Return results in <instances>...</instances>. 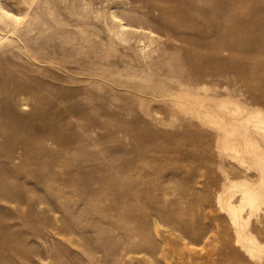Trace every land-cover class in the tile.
Returning <instances> with one entry per match:
<instances>
[{"label": "rangeland", "instance_id": "rangeland-1", "mask_svg": "<svg viewBox=\"0 0 264 264\" xmlns=\"http://www.w3.org/2000/svg\"><path fill=\"white\" fill-rule=\"evenodd\" d=\"M89 1L0 0L5 10L23 18L21 24L13 27L0 18V27L7 32L4 43L0 41L3 45L0 57L5 58H0V75L7 72L31 76L36 81L57 87L80 88V93L85 90L89 92L85 98L95 96L92 86L97 84L89 80L88 73H82L76 67L92 62L105 66L108 61L116 60V54L112 51L114 41L108 33V21L98 14L99 8L89 7ZM152 39L158 43L154 45L149 40H142L137 49L150 54L156 63L166 61L161 55L168 51L171 41L157 36ZM147 43L153 46L149 44L148 47ZM144 44L146 46L142 47ZM175 44L181 47L179 43ZM23 46L39 56L37 61H31L24 54L25 50H20ZM236 56L246 57L243 54ZM69 65L74 69L70 70ZM102 71L107 74V83L113 85L104 82L99 85L102 96L114 98L104 111L111 115H119L128 103L135 104V114L142 115L139 102H134L133 96L124 91L125 83L137 85L139 78L156 79L158 73H162L159 69L147 70L145 74L124 69ZM69 74L73 75L72 79ZM74 78L78 82H74ZM29 84L45 98L53 99L54 89L43 90L35 82ZM4 94L0 87V99ZM75 97L83 98L79 94ZM54 103L56 107L51 108L33 97L23 113L31 117L39 109L46 113L58 110L61 119L56 124L47 122L49 126H46L38 116L32 120L46 128H59L65 124L63 119L71 120L70 126L63 130L65 137L74 140L77 134L86 145L100 139L99 152H94V156L93 148L87 146L81 151L59 156L70 163L75 157L85 159L88 172L97 161L98 180H93L89 186L77 183L70 187L62 180L54 182L48 176L43 189L50 193L60 191L63 196L55 199L58 213H51L46 219L28 217V207L18 208L0 202V206L9 211H2L1 216H6L7 223L24 234L32 251H29L28 260L12 253L5 254L3 264H254L242 248L235 245L236 228L228 211L218 204V197L226 194L239 212L242 223L247 225L246 229L264 246V238L260 236L264 232V172L258 164L241 165L237 160L242 150H236L230 157L224 155L217 148V137L212 128L201 125L200 128L193 120L172 118L169 110L176 106L150 102V107L161 110L162 116L157 121L147 117L142 121L157 129L158 134L150 137L142 123H136L131 130L141 138L135 140L134 136L116 132L121 120L114 118L105 119L106 130L97 129V135L89 136L85 131L86 121H75L68 106L61 101ZM258 109L264 110V107L258 106ZM7 133L13 141L19 138L12 130ZM24 136L31 143L38 140L36 135H21ZM256 139L261 141L263 137L258 135ZM29 156L37 159L39 153L34 150ZM139 161L149 165V173L143 179L138 176L140 173L130 169L131 163L134 165ZM51 169L52 165L41 161L30 163L24 172L34 175ZM56 171L61 179L67 174V169L62 166ZM26 183L33 184L34 179L29 177ZM243 186L252 188L250 192H253L256 205L252 204V199L245 198ZM143 191H149V198L137 194ZM254 206L255 211H252ZM36 210L47 212V206L39 205Z\"/></svg>", "mask_w": 264, "mask_h": 264}, {"label": "bare ground", "instance_id": "bare-ground-1", "mask_svg": "<svg viewBox=\"0 0 264 264\" xmlns=\"http://www.w3.org/2000/svg\"><path fill=\"white\" fill-rule=\"evenodd\" d=\"M88 5L91 8H99L98 14L108 21V33L114 41L112 51L116 54V60L109 59L105 66L92 62L76 67L82 73H88L89 80L97 84L92 86L95 96L92 94L91 97L85 98L84 95L89 93L85 90L80 93V88L57 87L48 82L36 81L31 76L7 72L0 75V87L5 93L0 99V202L13 204L18 208L28 207V217L46 219L47 215L58 213L55 199L63 196L60 191L50 193L43 189L48 176L54 182L62 180L63 184L70 187L76 186L77 183L89 186L93 180H98L97 161L88 172L85 159L75 157L70 163L59 156L81 151L86 149V146L93 148L94 156V152H99L100 139L86 145L77 134L75 136L78 137L74 140L65 137L63 130L70 126L71 120L63 119L65 124L59 128L38 125L32 117L38 116L39 120L49 126L47 122L56 124L61 116L56 112L58 110L46 113L39 109L31 117L23 113L33 97H37L40 103L51 108L56 107L55 101L64 103L73 113L75 121L87 122L85 131L89 136L97 135V129L106 130L105 119L114 118L113 120H121L116 132L131 138L134 136L135 140L141 138V135L134 134L131 130L136 123H142L148 131V136L155 137L158 134L157 129H152L142 121L143 117L157 121L159 116H162L161 110L150 107V102L176 106V109L169 110L172 118L193 120L198 122V127L201 125L212 128L217 137V148L221 153L230 157L236 150H242L237 161L243 166L248 162L258 164L264 172V110L258 109V106L264 107V0H91ZM0 18L3 23L12 27L23 22L21 16L5 10L1 3ZM6 33V30L0 27V41H5ZM238 35L241 36L238 38ZM154 36L171 41L168 51H163L161 55L166 57V61L156 63L150 54L137 49L142 40H149L152 44L158 43L152 39ZM175 43H179L181 47H177ZM145 44L142 47L146 46ZM26 48L23 46L20 50L24 49V54L31 61H37L39 56ZM176 53H180V56L177 57ZM236 54L246 57L238 58ZM68 67L70 70L74 69L73 65ZM102 68L106 71L135 70L143 74L154 69L162 72L158 73L156 79L139 78L137 85L125 83L124 91L133 96L134 102H139L140 109L143 110L142 115L135 114V104L129 103L119 115L104 113L114 98L109 99V95L108 98L102 96L100 82L107 83V74H104ZM68 77L72 79L73 75L69 74ZM75 79L77 78L73 81L78 82ZM84 81L87 80H82ZM32 82L43 90L54 89L53 99L45 98L36 92L29 84ZM78 94L83 98L77 99L75 96ZM96 101L100 104L97 105ZM129 116L130 121H126ZM8 130L14 131L19 138L13 141L7 133ZM31 134L38 137L36 143H31L25 136L21 137ZM258 135L263 137L261 141L256 139ZM34 150L38 151L39 157L30 159L29 155ZM137 153L135 152L136 155ZM253 157L256 159L252 161L250 158ZM4 158L7 160H3ZM41 161L52 165V169L34 175L24 172L30 163ZM75 164L76 168H73ZM131 164V171L140 173L138 176L141 179L149 173L148 164H142L140 161ZM60 166L67 169V174L62 179L56 171ZM29 177L34 179L33 184L26 183ZM250 189L243 186L245 198L253 200V192L251 193ZM148 192L137 194L149 198L151 194ZM28 194L32 196L27 197ZM42 204L47 206V212L36 210V207ZM218 204L228 211L236 228L235 245L241 247L254 264H264V246L246 229L247 225L245 227L242 223L239 212L229 202L226 194L218 197ZM252 204L256 205L254 200ZM252 208L254 210H250L255 211L256 206ZM5 210L7 209L0 206V264L6 262V255L11 253L28 260L31 248L27 246L24 234L18 233L14 226L9 225L6 216H1L2 211L7 212ZM260 236L264 238V232H261Z\"/></svg>", "mask_w": 264, "mask_h": 264}]
</instances>
